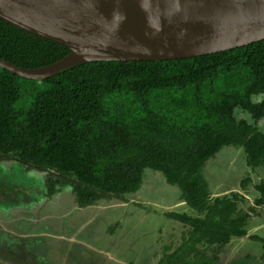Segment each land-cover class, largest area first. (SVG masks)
I'll use <instances>...</instances> for the list:
<instances>
[{
  "label": "trees",
  "instance_id": "1",
  "mask_svg": "<svg viewBox=\"0 0 264 264\" xmlns=\"http://www.w3.org/2000/svg\"><path fill=\"white\" fill-rule=\"evenodd\" d=\"M68 52L0 19L2 59L35 68ZM259 95L264 39L183 59L87 62L42 81L0 68V161L13 156L27 171H46L44 195L70 186L80 208L134 194L146 170L159 171L199 215L172 214L191 229L159 264H215L216 255L186 257L198 241L216 251L244 236L249 215L237 209L238 193L212 198L202 170L230 145L243 148L247 166L264 167V132L256 126L264 98L252 100ZM235 109L253 122L236 119ZM254 188V204L262 205L264 179Z\"/></svg>",
  "mask_w": 264,
  "mask_h": 264
},
{
  "label": "rangeland",
  "instance_id": "2",
  "mask_svg": "<svg viewBox=\"0 0 264 264\" xmlns=\"http://www.w3.org/2000/svg\"><path fill=\"white\" fill-rule=\"evenodd\" d=\"M262 98H264L263 95L253 96L252 100L259 101ZM234 116L238 120L247 119L253 122L249 113L241 109H235ZM256 126L264 132V118L256 122ZM226 151L231 152L227 160H225L226 155L223 154ZM217 158L221 162L217 167H213L212 174L210 166L216 165L214 162L219 161ZM202 173L213 196L230 195L231 191L239 192L245 199L238 203V208L249 211L250 207H255L254 198L257 192L253 184L264 178V167L256 169L246 167L242 147H223L218 155L206 162ZM46 175V171H27L13 156H5L0 161V264H65L66 259L61 248L66 245L73 246L74 243L81 241L97 247L102 246L106 250L110 249L108 247H113V257L121 261L128 260L126 259L129 254L127 251L132 252L134 259V255L138 256L135 261L141 260L144 256L147 257L148 251L149 258L147 257L145 263L153 264L158 257L165 254L164 246L169 248L166 251L168 254L181 243L182 232L189 230L190 226L172 221L174 226L168 228L167 223L166 226L164 225L165 228L167 227L164 230L165 235L156 237L148 233L150 237L145 238L144 231L151 226H160L162 229L163 221L159 223L155 218L152 219L153 217L151 218L154 220L153 225L146 219L145 222L142 221L144 218L138 215L142 211H137L136 207L152 202L153 208H157L158 212H164V214L168 212L170 215L171 210H176L195 215L191 209L185 205L181 207L177 203L181 198L179 193L175 194L179 192L178 189L167 184L162 173L158 171L146 170L141 189L134 194L126 195L122 199H101L83 208H77L74 203L75 198L70 186L60 187L58 194L47 198L44 195L43 185ZM246 178H250V181L243 187L241 183ZM224 184L228 191L223 193L224 190H220L218 186ZM144 191L148 194L144 195ZM158 195L160 198H153ZM172 202L176 203L174 207ZM132 203L137 206H132ZM260 209H253L255 215L247 223L249 235L256 232L254 228L251 229V226L261 223L262 219L259 217L261 211H258ZM257 219L260 220L258 224L255 223ZM261 228L264 229V225ZM11 230L15 234L11 233ZM132 230L138 233L132 234ZM27 232L37 233L39 237L35 239L31 237L32 240H28L26 244L22 238H26L23 234ZM258 232L263 234V231ZM34 240L39 247H34ZM253 245L251 239L233 238V241L226 244L220 251L217 250L220 257L218 264H233V262L252 264L253 255L247 260L246 256L243 259L241 255L250 254L256 248L260 250V246ZM211 249L208 253H212ZM138 252H141L140 255ZM193 259V254L187 258L191 261ZM103 260L105 261L103 264H115L114 260H108L106 257H103ZM127 262L126 264H137L131 259Z\"/></svg>",
  "mask_w": 264,
  "mask_h": 264
},
{
  "label": "water",
  "instance_id": "3",
  "mask_svg": "<svg viewBox=\"0 0 264 264\" xmlns=\"http://www.w3.org/2000/svg\"><path fill=\"white\" fill-rule=\"evenodd\" d=\"M0 19L69 52L35 68H0L42 81L93 61L201 56L264 39V0H0Z\"/></svg>",
  "mask_w": 264,
  "mask_h": 264
},
{
  "label": "flooded vegetation",
  "instance_id": "4",
  "mask_svg": "<svg viewBox=\"0 0 264 264\" xmlns=\"http://www.w3.org/2000/svg\"><path fill=\"white\" fill-rule=\"evenodd\" d=\"M231 146V145H230ZM232 147H236V146H232ZM238 147H240V146H238ZM221 151V150H220ZM219 151V152H220ZM219 152H217L215 155H218L219 154ZM245 154V153H244ZM215 157V156H214ZM213 157V158H214ZM209 159H211V158H209ZM208 159V160H209ZM217 159H219V158H217ZM207 160V161H208ZM206 161V162H207ZM206 164V163H205ZM245 164H246V158H245ZM246 167H249V166H247V164H246ZM260 167H263V166H260ZM204 168V167H203ZM249 168H252V167H249ZM256 168H259V167H255V168H252V169H256ZM153 172H156V171H153ZM158 173H159V171H158ZM203 174V173H202ZM204 176V175H203ZM247 179V178H246ZM262 179H264V178H261L260 180H262ZM259 180V181H260ZM249 181H250V178H249ZM258 181V182H259ZM248 182V181H247ZM246 182V183H247ZM257 182V183H258ZM246 183H245V185H246ZM257 183H255V184H257ZM255 184H253V188H254V185ZM226 184H224L223 186H219L220 187V190H224L223 191V193L224 192H226V191H228V189H226V186H225ZM241 185H242V183H241ZM243 186V185H242ZM243 187H245V186H243ZM141 189V188H140ZM178 189V188H177ZM255 189V188H254ZM179 190V189H178ZM208 190H209V193H210V196L212 197V198H216V197H223V196H213V194H211V192H210V189H209V186H208ZM256 191V190H255ZM179 195L181 196V191L179 190ZM257 192V191H256ZM59 192H57V193H55V194H53L51 197H53V196H55L56 194H58ZM231 193H238L239 195H241L239 192H233V191H231L230 192V194ZM224 196H230V195H225L224 194ZM242 196V195H241ZM243 197V196H242ZM258 197V193L256 194V196H255V198H254V200L256 199ZM181 199V200H180ZM178 201H177V203H179V201H183L185 204V206H188L187 204H186V202L184 201V199L181 197ZM245 198L243 197V199L242 200H244ZM242 200H239L238 202H237V209L238 210H241L240 208H238V203L239 202H241ZM174 201V200H173ZM74 203L77 205V203L74 201ZM172 205H173V207L176 205V203L175 202H172ZM180 205V204H179ZM90 206V205H89ZM254 206L255 207H253V208H261L260 210H258V211H261V214H260V216L259 217H261V223L258 221V219H257V221H255V223L256 224H258V223H260V224H258L257 226L255 225V226H251V229H255V231L256 232H254L253 234H248V227H247V223H248V221L250 222V220H252L253 219V217H254V213H253V210H251L250 208V210L248 211H243V212H246V213H248V218H247V221H246V225H245V230H246V234L244 235V236H241V237H232L230 240H229V242H231V241H233V238H242V237H245V238H247L248 240L249 239H251L252 240V242L254 243V245L256 244V245H258V246H260V250H258L257 248L256 249H254L250 254H244V255H241V257L243 258V259H245L246 258V260L247 259H249V256H251V255H253V261H252V264H264V258L262 257V254H263V252H264V229L263 228H261V226H263L264 225V203L262 204V205H255L254 204ZM77 208H80V207H78L77 206ZM188 208L189 209H191L189 206H188ZM151 209L152 210H154L155 208H153L152 206H151ZM192 210V209H191ZM193 212H195L194 210H192ZM159 214V218H160V220H162L163 221V226H161V228L162 229H160V226H158V227H154L153 228V226H151V228L150 229H147L146 231H144L146 234H145V238H147L149 235H148V233L150 234V236H151V234H154L156 237H158V236H160V235H163L164 234V230H166V228L168 227V228H170L171 226H174V225H168V224H173V222L172 221H178V222H180V223H183V224H185L186 226L188 225V226H190L188 223H186V222H182V221H180V220H177L176 218H174L173 216H171L173 213H186V212H178V211H176V210H171V213H170V215L168 214V212L166 213V214H164V212H158ZM187 214V213H186ZM166 215V216H165ZM189 215V214H188ZM198 214L195 212V215L194 216H197ZM190 216H192V215H190ZM199 216V215H198ZM201 217H202V215H200ZM117 219H119V218H117ZM167 223V227L165 228V224ZM165 225V226H164ZM191 229V226H190V228H189V230ZM169 230V229H168ZM189 230H185V231H183L182 232V238H181V243L176 247V248H178V247H180L181 245H182V243H183V241H185L186 239H187V236H188V231ZM148 231V232H147ZM258 231H263V234H260ZM11 233H14L15 234V232H13L12 230L10 231ZM131 233L133 234V233H138V232H136V231H134V230H132L131 231ZM157 233V234H156ZM259 233V234H258ZM20 235V234H19ZM165 235V234H164ZM23 236H26V238L28 237V238H30L31 239V237L32 238H37V237H39V235L37 234V233H34V232H27L26 234H23ZM149 236V237H150ZM254 236H256V237H258V238H255ZM86 237V236H85ZM29 239V240H30ZM36 242L37 241H35L34 240V247H39L37 244H36ZM228 242V243H229ZM227 243V244H228ZM226 245V244H225ZM224 245V246H225ZM253 245V246H254ZM223 246V247H224ZM195 247H196V250L197 251H193L192 253H190L189 255H194L195 253H197L196 255H197V257H199V256H204L205 258H207V259H211L214 255H216L217 257H218V261L215 263V264H218L219 263V261H220V257H219V251L223 248H220L219 249V251H217V252H215V248H216V246L215 245H208V243L206 242V241H204V240H201V241H198L196 244H195ZM108 248H110L109 250H106V249H104L102 246H100V247H97V246H95V245H89V244H86V243H84V241L82 242H77L76 244L74 243V245L72 246H63L62 248H61V251H62V254L65 256V259H66V263L65 264H103V262H105L104 260H103V257H106L108 260H114L115 261V264H126V263H128L127 261L128 260H130L131 259V261L133 262V263H137V264H146L145 262H147V257H148V255H149V252L147 251V257H145L144 256V258L142 257L141 258V260L139 259V261H135L136 260V258L138 257L137 255H134V257H135V259L133 258V255H132V252L131 251H127L128 249L126 248V251H127V253H129L128 254V256H127V258L126 259H128L127 261H121V260H118V259H116V257L114 256L113 257V247H108ZM118 248H119V246H118ZM166 251H168L169 250V248L168 247H166V246H164L163 247ZM175 248V249H176ZM212 248V249H211ZM174 249V250H175ZM209 249H211V251H212V253H208V250ZM174 250H172V251H174ZM118 251V250H117ZM164 252L165 254H163V256H160V257H158V260L156 261V262H153V264H159V262L161 261V259L162 258H164V256L167 254V252ZM171 251V252H172ZM261 251V252H260ZM171 252H169V253H171ZM106 253V254H105ZM140 253L141 252H138V255H140ZM217 253V254H216ZM246 256V257H245ZM196 257V258H197ZM245 257V258H244ZM133 258V259H132ZM149 258V257H148ZM186 258H188V257H186ZM194 258H195V256H194ZM194 260V259H193ZM192 260V261H193ZM238 260H240V259H238ZM113 261V262H114ZM191 261V260H190ZM102 262V263H101ZM117 262V263H116ZM222 264V263H221ZM233 264H236V263H234L233 262Z\"/></svg>",
  "mask_w": 264,
  "mask_h": 264
},
{
  "label": "crops",
  "instance_id": "5",
  "mask_svg": "<svg viewBox=\"0 0 264 264\" xmlns=\"http://www.w3.org/2000/svg\"><path fill=\"white\" fill-rule=\"evenodd\" d=\"M231 152L229 151V152H225V153H223V154H225L226 155V159L225 160H227V158H229L230 156H231V154H230ZM224 155V156H225ZM221 162V160L219 159V161L218 162H214V164H216V165H213L212 164V166H210V169H211V173L213 174V167L214 166H218V164ZM209 169V170H210ZM203 171V170H202ZM215 176V175H214ZM209 186V185H208ZM219 187V186H218ZM220 188V187H219ZM210 189V188H209ZM173 191V190H172ZM179 191V190H178ZM211 191V190H210ZM171 192V191H170ZM178 193H180V192H175V194H178ZM143 194L145 195V194H148V193H146V191H144L143 192ZM174 194V195H175ZM153 198L154 199H157V198H160V196L158 195V196H153ZM178 204H180V206L182 207V205H184L185 203L183 202V201H179V203ZM132 206H134V205H136L137 206V204H131ZM151 206L153 207V205H152V202L150 203V202H148V204H145V205H142V206H140V205H138L136 208H137V211L138 210H141L142 211V213L141 214H138L139 215V217H141V218H144L142 221H144L145 222V219H146V221H149L150 222V224H152L153 225V222H154V220H152V219H156V221H158L159 223H162V222H160L161 220H160V218H159V213H158V209L157 208H155L154 210H152L151 209ZM185 207H188V206H185ZM183 209V211H186V210H184V208H182ZM133 211V210H132ZM149 211H151V212H149ZM187 213V212H186ZM153 217V218H152ZM152 218V219H151ZM168 225H172V224H168ZM154 227V226H153ZM155 227H158V226H155Z\"/></svg>",
  "mask_w": 264,
  "mask_h": 264
}]
</instances>
